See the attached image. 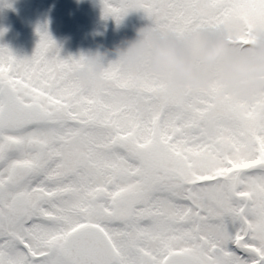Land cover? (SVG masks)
I'll return each mask as SVG.
<instances>
[{"label":"snow or ice","instance_id":"6c2138e0","mask_svg":"<svg viewBox=\"0 0 264 264\" xmlns=\"http://www.w3.org/2000/svg\"><path fill=\"white\" fill-rule=\"evenodd\" d=\"M102 3L181 35L264 32V0ZM37 33L31 57L0 45V264H264V93L183 91L118 61L87 86L82 58Z\"/></svg>","mask_w":264,"mask_h":264},{"label":"clouds","instance_id":"9594fccd","mask_svg":"<svg viewBox=\"0 0 264 264\" xmlns=\"http://www.w3.org/2000/svg\"><path fill=\"white\" fill-rule=\"evenodd\" d=\"M78 58L82 62L76 75L87 86L95 83L108 64L118 61L126 71L150 72L183 91L215 84L241 100L264 93V32L254 33L243 43L225 28H196L181 35L162 31L150 22L114 48L81 50ZM214 117L210 111L208 122Z\"/></svg>","mask_w":264,"mask_h":264},{"label":"rangeland","instance_id":"374dc122","mask_svg":"<svg viewBox=\"0 0 264 264\" xmlns=\"http://www.w3.org/2000/svg\"><path fill=\"white\" fill-rule=\"evenodd\" d=\"M81 2H84L85 6L75 17ZM59 5L70 11L67 16L70 21L69 29L66 30L65 24H62L61 31L66 30V33L61 34L54 33L53 29V24L60 18L53 22L51 13L53 9H58ZM93 6H96L95 9ZM41 8L47 11L44 19L39 12ZM0 12V45L8 46L18 57L33 55L40 39L38 26L46 27L56 41L61 57L78 58L81 50H103L102 45L111 41L112 37L116 41L126 31L127 22H130L129 29L133 36L136 35V29L144 25L138 15H134L132 20L131 17L124 16L119 22L111 16L105 18L102 0H0ZM49 13L52 16H49ZM88 19L92 22H85ZM99 20L103 21V25L101 24L98 30L99 23L96 22ZM122 38L116 43H120Z\"/></svg>","mask_w":264,"mask_h":264},{"label":"trees","instance_id":"16d2710c","mask_svg":"<svg viewBox=\"0 0 264 264\" xmlns=\"http://www.w3.org/2000/svg\"><path fill=\"white\" fill-rule=\"evenodd\" d=\"M83 6H85V3H84V2H81V7H78V8H77V10H76V12H75V17L78 15V13L80 12V10L84 8ZM95 7H96V6H93V9H95ZM39 12H40L42 18L44 19V18L46 17L45 14L47 13L46 9H45V8H41V9L39 10ZM69 12H70V11L67 10L66 7H60V5H59L58 9H53V11L51 12V13L53 14V19H54L53 22H56V21L60 18V20H59L58 22H56V23L53 24L54 33H59V34H61V33H66V30L69 29L70 21H69V19H68V17H67ZM51 13H49L48 15H49V16H52ZM0 14H1V13H0ZM134 15H138V16L143 20V24H144V25L150 23V20H148V18L146 17L145 13H144L142 10H140V11H135V10H134V11H131V12H129V13L126 15V17H131V20H132V18H133ZM85 22H89V23H91L92 21H91L90 19H88V20H86ZM96 23H99V24H98V30H99L101 24L103 23V21H102V20H99V21L96 22ZM62 24H65V27H66L65 32H62V31H61V29H62V26H61V25H62ZM102 25H103V24H102ZM125 26H126V31L124 32V34H123L122 36H119V38H122V37H123L122 40L125 39V38L134 37L133 34H132V32H131L130 29H129V27H130V22H127ZM26 28H27V27H26ZM119 38H118V39H119ZM118 39H117V40H118ZM117 40L114 41V38L112 37V38H111V41H109L108 43H104V44L102 45V48H103V49H105V48H108V49H110V48H114V47L117 45V43H116ZM111 57H112V58H115V54L112 53V54H111Z\"/></svg>","mask_w":264,"mask_h":264}]
</instances>
